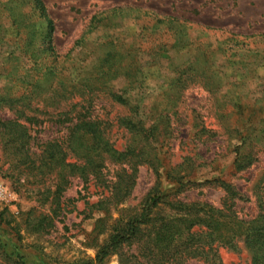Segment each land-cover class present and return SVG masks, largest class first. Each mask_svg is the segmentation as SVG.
I'll return each instance as SVG.
<instances>
[{"label": "trees", "instance_id": "trees-1", "mask_svg": "<svg viewBox=\"0 0 264 264\" xmlns=\"http://www.w3.org/2000/svg\"><path fill=\"white\" fill-rule=\"evenodd\" d=\"M21 1L0 0V26L6 30L0 37V78L6 82L0 89L2 149L15 158L18 169L23 166L21 172L49 175L65 185L76 174L84 183L105 185L106 199H116V204L129 194L139 166H146L154 176L140 210L116 221L109 243L95 259L102 260L109 248L130 245L151 212L166 206L176 212L172 221H182L175 230L183 237L167 245L155 264H228L220 252L240 254L242 248L249 255L246 264H264V181L253 201L257 212L251 215L240 207L250 199L231 180L251 171L264 155V143L256 142V130L246 129V123L254 126L255 120L247 115L248 109L216 97L213 79L228 66L213 64L208 52L202 55L207 59L204 63H196L193 57V62L177 69L169 63L176 43L155 44V39L148 40L147 46L137 41L125 44L121 39L118 44L101 43L89 52L88 61L65 66L54 44V22L43 2ZM81 48L78 39L66 57ZM156 79L166 82V90H159L155 110L146 116L141 98L132 92ZM119 82L121 88L113 90L112 84ZM196 84L207 94L205 114L193 109L187 114V108L179 112V98ZM115 105L124 112L114 116L104 111ZM56 115L64 116L65 135L32 152V130ZM189 115L199 121L197 129L179 137L182 132L174 125L187 122ZM115 127L122 131L112 135L110 129ZM177 140L186 146L185 155L177 163L170 158L161 163L157 150L172 152L170 144ZM211 144L214 150L207 156L202 148H212ZM111 166L117 167L116 175L107 181L109 172L104 171ZM200 178L204 180L197 182ZM162 180L173 187L162 190ZM207 185L222 192L218 206L200 201L198 195L181 198ZM62 189L58 184L52 204L58 202Z\"/></svg>", "mask_w": 264, "mask_h": 264}, {"label": "rangeland", "instance_id": "rangeland-1", "mask_svg": "<svg viewBox=\"0 0 264 264\" xmlns=\"http://www.w3.org/2000/svg\"><path fill=\"white\" fill-rule=\"evenodd\" d=\"M41 1L54 22V44L65 66L88 61L89 52L97 45H109L110 41L118 44L119 39L125 44L137 41L146 46L150 45L148 40L154 39L155 44L175 42V54L169 63L177 69L193 62V57L196 63H204L207 59L202 55L210 52L209 61L228 66L213 79L212 86L218 89L216 97H225L248 109L247 115H253L255 120L254 126L246 123V129L256 130V142L264 143V0ZM5 33V27L0 26V37ZM78 39L82 40L81 50L66 57ZM1 57L0 54V66ZM160 62L163 63L162 59ZM5 84L0 78V89ZM166 85L158 79L149 80L140 90L132 92L141 98L140 107L146 116L155 110L161 97L159 90H166ZM120 86L121 82L114 83L111 88L118 90ZM206 96L198 85L190 86L179 98L182 102L179 112L187 108V114L193 109L204 115L208 106ZM104 111L114 116L124 112L116 105ZM185 121L174 125L182 132L179 137L190 135L199 124L190 115ZM65 126L62 115L46 117L44 124L32 130V152L38 153L44 142L61 140ZM121 131L116 127L110 129L112 135ZM170 145L174 148L172 152L167 148L157 150L161 163L164 158H170L174 164L185 155L184 144L177 140ZM211 146L202 148L207 156L214 150L213 144ZM258 158L250 172L231 179L250 199L251 202L240 204V207L251 215L257 212L253 201L264 181V155ZM21 169L17 168L15 158L0 145V264H155L167 245L183 237L175 230L182 221L171 220L176 212L158 206L151 212L149 222L140 227V236L130 245L109 248L102 260H96L99 250L109 243L116 221L120 217L127 219L140 210L155 182L151 170L139 166L129 194L116 204V199H106L109 190L101 183H84L75 174L65 185L62 179L56 183L49 175L35 177V172L24 173ZM116 170V166H111L104 171L109 172L107 181L115 177ZM224 172L225 169L220 175ZM217 176L219 174L205 179ZM161 183L164 191L173 187L163 180ZM58 184L63 189L58 202L52 204L51 196ZM184 195L190 199L198 195L200 201L218 206L223 194L220 189L207 185L196 188L195 192L183 193L181 198ZM220 254L228 264H246L249 257L243 248L240 254L225 251Z\"/></svg>", "mask_w": 264, "mask_h": 264}]
</instances>
